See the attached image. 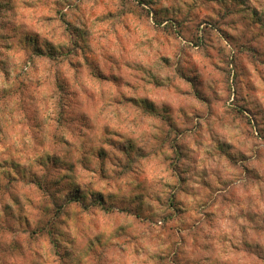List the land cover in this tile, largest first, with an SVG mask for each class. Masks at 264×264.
Wrapping results in <instances>:
<instances>
[{"label":"clouds","instance_id":"clouds-1","mask_svg":"<svg viewBox=\"0 0 264 264\" xmlns=\"http://www.w3.org/2000/svg\"><path fill=\"white\" fill-rule=\"evenodd\" d=\"M0 264H264V0H0Z\"/></svg>","mask_w":264,"mask_h":264},{"label":"rangeland","instance_id":"rangeland-1","mask_svg":"<svg viewBox=\"0 0 264 264\" xmlns=\"http://www.w3.org/2000/svg\"><path fill=\"white\" fill-rule=\"evenodd\" d=\"M217 2L219 3V0H217Z\"/></svg>","mask_w":264,"mask_h":264}]
</instances>
